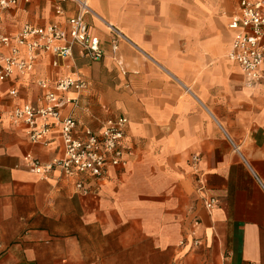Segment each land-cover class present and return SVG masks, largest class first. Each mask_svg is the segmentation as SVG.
I'll list each match as a JSON object with an SVG mask.
<instances>
[{"label":"crops","instance_id":"crops-1","mask_svg":"<svg viewBox=\"0 0 264 264\" xmlns=\"http://www.w3.org/2000/svg\"><path fill=\"white\" fill-rule=\"evenodd\" d=\"M88 2L84 21L102 58L74 45L54 67L43 54L29 74L0 81V103L4 112L38 106L36 81L76 72L88 87L61 113L92 129L126 117L133 156L102 181L82 179L84 191L58 170L41 178L23 156L61 155L59 128L47 146L32 144L4 113L0 264H264V63L252 82L227 58L239 0ZM62 6L57 16L52 0H16L0 9L2 31L65 26L77 9ZM109 25L122 35L115 51Z\"/></svg>","mask_w":264,"mask_h":264},{"label":"built area","instance_id":"built-area-1","mask_svg":"<svg viewBox=\"0 0 264 264\" xmlns=\"http://www.w3.org/2000/svg\"><path fill=\"white\" fill-rule=\"evenodd\" d=\"M52 1L57 16L65 14L62 3L71 2L76 6L77 12L66 16L65 26L60 23L43 26L25 23L16 32L6 33L1 28L0 13V49L6 51L0 55V81L10 78L14 72L20 76L29 74L43 54H50L53 57L51 65L57 67L72 56L74 45L81 47L83 54L92 60L102 58L99 40L89 32L84 21V16L92 13L88 0ZM14 4L16 0H0V9ZM108 28L115 37L111 45L115 51L122 35L118 29L110 25ZM228 28L234 31V35L227 58L237 65L248 81H259L263 77L264 63V0H239L237 13L230 18ZM36 86L42 92L38 106L24 103L4 112L0 103V118L6 113L13 125L23 126L32 144L47 146L50 133L59 128L62 154L41 161L27 152L23 162L28 171L45 178L51 171L58 170L65 177L76 178L75 187L84 191L82 179L102 181L109 168L126 167L134 153L126 139V117H107L92 129L78 122L70 112L61 113L64 106L76 107L79 95L88 87L80 74L72 72L54 81L38 80ZM8 95L15 98L18 92L9 89ZM215 204L213 197L205 201L208 209ZM198 243V240L194 241V244Z\"/></svg>","mask_w":264,"mask_h":264}]
</instances>
